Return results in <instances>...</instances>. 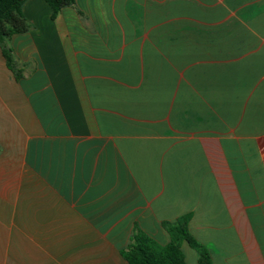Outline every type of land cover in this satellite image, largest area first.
Returning a JSON list of instances; mask_svg holds the SVG:
<instances>
[{"label": "crops", "instance_id": "crops-1", "mask_svg": "<svg viewBox=\"0 0 264 264\" xmlns=\"http://www.w3.org/2000/svg\"><path fill=\"white\" fill-rule=\"evenodd\" d=\"M21 8L12 68L0 45V264H128L133 229L165 244L186 213L213 264H264V0Z\"/></svg>", "mask_w": 264, "mask_h": 264}, {"label": "trees", "instance_id": "trees-1", "mask_svg": "<svg viewBox=\"0 0 264 264\" xmlns=\"http://www.w3.org/2000/svg\"><path fill=\"white\" fill-rule=\"evenodd\" d=\"M25 0H0V45L8 68H12L11 49L4 44L5 38L16 33L26 32L29 23L22 13ZM54 16L62 7L74 0H45ZM190 214L180 215L174 222H163L169 235L165 244L145 234L138 228L133 229L128 244L121 250V255L128 264H187L182 250L185 242L197 253L198 264H213L208 248L199 242L187 229Z\"/></svg>", "mask_w": 264, "mask_h": 264}, {"label": "rangeland", "instance_id": "rangeland-1", "mask_svg": "<svg viewBox=\"0 0 264 264\" xmlns=\"http://www.w3.org/2000/svg\"><path fill=\"white\" fill-rule=\"evenodd\" d=\"M188 261L190 262V258H188Z\"/></svg>", "mask_w": 264, "mask_h": 264}]
</instances>
